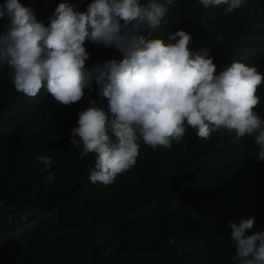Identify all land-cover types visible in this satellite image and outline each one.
<instances>
[{"label": "trees", "instance_id": "1", "mask_svg": "<svg viewBox=\"0 0 264 264\" xmlns=\"http://www.w3.org/2000/svg\"><path fill=\"white\" fill-rule=\"evenodd\" d=\"M20 2L47 25L65 0ZM242 5L226 13V5L172 0L156 35L186 31L189 49L208 50L217 71L233 61L264 70V0ZM7 23L0 20V33ZM85 49L87 68L120 58L102 43L86 41ZM72 115L43 88L35 98L18 92L11 69L0 66V264H233L230 222L264 214V160L249 139L221 129L209 140L186 132L157 150L141 141L136 165L104 185L89 180L95 154L82 159L70 142ZM40 155L55 160L51 182Z\"/></svg>", "mask_w": 264, "mask_h": 264}, {"label": "clouds", "instance_id": "2", "mask_svg": "<svg viewBox=\"0 0 264 264\" xmlns=\"http://www.w3.org/2000/svg\"><path fill=\"white\" fill-rule=\"evenodd\" d=\"M171 2L90 0L81 11L80 0H65L47 25L20 0L0 4V20L8 21L0 33V66L11 69L18 92L35 98L43 88L73 110L69 139L82 159L95 154L92 183L111 184L132 169L141 141L149 150L170 148L186 132L209 140L222 129L249 139L256 159L264 160V70L233 61L217 71L208 50L189 49L186 31L177 29L167 40L156 35ZM199 3L205 8L226 5L225 12L232 13L243 0ZM86 41L113 47L120 58L87 68ZM37 159L51 182L55 160L48 155ZM236 220L239 224L230 222L226 234L232 263L264 264V214Z\"/></svg>", "mask_w": 264, "mask_h": 264}, {"label": "bare ground", "instance_id": "3", "mask_svg": "<svg viewBox=\"0 0 264 264\" xmlns=\"http://www.w3.org/2000/svg\"><path fill=\"white\" fill-rule=\"evenodd\" d=\"M242 6H243V5H242ZM258 6H259V5H258ZM259 7H260V6H259ZM249 10H250V9H249ZM242 47H243V46H242ZM249 48H250V46H249ZM249 50H250V49H249ZM218 51H219V50H218ZM216 52H217V51H216ZM253 53H254V52H253ZM250 54H251V53H249V56H250ZM249 56L247 55V56H245V57H247V58L249 59ZM251 56H252V55H251ZM253 56H254V54H253ZM253 56H252V57H253ZM245 57H244V58H245ZM250 58H251V57H250ZM258 58H259V57H258ZM257 60H258V59H257ZM243 61H244V60H243ZM253 61H255V60H253ZM251 62H252V60H251ZM258 62H259V61H258ZM250 64H251V63L249 62V65H250ZM253 64H254V63H253ZM227 65H229V64H227ZM247 65H248V64H247ZM160 180H161V179H160ZM162 180H163V179H162ZM159 182H160V181H159ZM163 197H164V196H163ZM163 197H162V198H163ZM165 197H166V195H165ZM168 198H169V197H166V200H167ZM159 200H160V199H159ZM161 200H163V199H161ZM164 205H165V204H164ZM171 205H172V204H171ZM161 207H162V206H161ZM169 207H170V205H169ZM173 207H174V206H173ZM159 208H160V205H159ZM162 209H163V208H162ZM160 212L162 213V211H160ZM169 213H170V212H169ZM171 213H172V211H171ZM162 214H163V213H162ZM157 216L159 217V215H156V217H157ZM166 216H167V215H166ZM161 217H162V215H161ZM167 217H169V216H167ZM170 217H171V215H170Z\"/></svg>", "mask_w": 264, "mask_h": 264}]
</instances>
